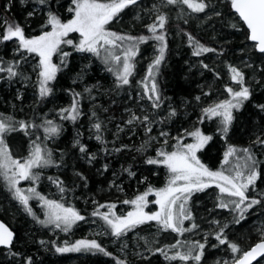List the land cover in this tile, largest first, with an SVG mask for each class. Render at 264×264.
I'll list each match as a JSON object with an SVG mask.
<instances>
[{
	"label": "trees",
	"instance_id": "trees-1",
	"mask_svg": "<svg viewBox=\"0 0 264 264\" xmlns=\"http://www.w3.org/2000/svg\"><path fill=\"white\" fill-rule=\"evenodd\" d=\"M8 1L0 0V16L18 23L29 37L39 35L45 22L43 12L39 10L27 18L28 8L20 7L16 0H12L8 10H5ZM67 2L68 0H49L46 7L65 21ZM205 3L208 7L205 12L199 13L196 19L167 17L168 22L165 25L167 47L164 60L155 76L162 97L160 107L153 108L155 120L159 121L168 135L178 134L181 129L188 128L189 124L198 121L199 109L224 89L228 66H239L241 62H248L251 66L244 67L241 71L245 74L247 86L252 92L250 100L245 102L240 111L234 112L235 119L226 137L222 138L219 124L214 119L200 123L203 132L212 139L198 156L205 166L214 170L218 168L223 150L228 144L238 148L252 147L257 160L261 162L260 169H264V148L252 145L256 135L264 134V112L256 107L258 104H264V55L255 52L252 44L246 39L247 31L230 9L229 2L205 0ZM217 12L219 15H215ZM208 13L209 17L205 18ZM145 21L137 18L129 24L109 28L133 37L150 35L144 26ZM186 33L215 51L199 57L193 56ZM62 48L72 54L67 57L66 66L61 65L59 54L53 56V63L61 67L55 80L49 84L51 93L41 98L39 90L28 86H25L19 95H14L12 90L0 88V116L37 125L50 119L60 126V135L48 145L59 167L40 170L41 179L37 183V191L40 194L49 199L60 196L66 207H73L81 215L87 214L86 211L90 210L89 203L92 199L97 200V206L115 204L116 213L120 206L125 205L122 203L124 200L133 199L146 188H160L166 177L164 167L145 162L149 157L155 158V150L165 148L161 143L159 129H155L156 122L150 125L151 132H146V128L143 129L139 121L137 123L140 124H136L135 130L132 129L133 123H127L132 115L140 117L139 105L135 100L142 87L138 79L141 78L142 70L154 60L147 59L149 50H153L154 55L158 54L157 42L149 40L139 45L130 83L122 87L116 86V80L110 72L89 53L76 52L69 46ZM9 51V42L0 44V60L7 63ZM204 64L208 65L207 69L203 67ZM17 71L20 73L19 78L32 81L28 69L21 67ZM16 82L17 78L11 81L12 84ZM76 93L80 94L79 117L75 122L61 119L60 110L72 104ZM197 96L200 97L199 101L196 99ZM173 110L176 115L170 116ZM97 122L102 126L100 134L103 143L95 139L97 133L93 124ZM115 126H119L118 129L121 130L114 129ZM28 133L31 136L44 135L42 128L29 129ZM21 135L28 136L25 133ZM77 139L80 144L86 146L87 153H81L78 146H73ZM87 155H94L95 158L89 161ZM49 177L62 181L66 191L60 193ZM257 191L256 196L260 198L259 194L264 193V174L257 180L255 190L249 191L247 195L253 197ZM3 192L4 189L0 186V219L14 231L12 252L19 255L11 256L8 249H0V264H23L27 258H31L32 264H116L117 260H123L125 264H169L159 253L153 254L156 248L163 247L159 242L166 234L158 232L154 222L141 225L119 239L110 234L89 235V239L96 240L110 253L109 256L99 252H84L81 256L55 253L50 245L53 236L49 237L35 220L29 221L22 213V207L16 201L9 200ZM216 192V188L211 187L191 196L188 207L194 213L193 219L215 206ZM148 200L147 211H156L157 206L151 203L154 201L153 196H149ZM257 206L258 212L264 215V203ZM105 210L107 209L100 208L102 212ZM262 219L264 221V216ZM247 220L246 217L240 223H235L229 217L223 219L221 225V227L227 225L224 228L225 236L237 243L242 250H247L259 241L245 226ZM85 228L82 222H78L68 235L73 240L80 238L87 234ZM214 231L205 242L206 251L201 264H213L211 259L216 257L221 248L224 252L230 251L226 245H218L213 235L219 230ZM62 236L58 238L56 244L69 238L65 237L66 234ZM41 241L44 243L41 244ZM136 250L138 256L133 254ZM263 260L264 258L260 259L259 264L263 263ZM176 262L173 261L171 264Z\"/></svg>",
	"mask_w": 264,
	"mask_h": 264
},
{
	"label": "snow or ice",
	"instance_id": "snow-or-ice-1",
	"mask_svg": "<svg viewBox=\"0 0 264 264\" xmlns=\"http://www.w3.org/2000/svg\"><path fill=\"white\" fill-rule=\"evenodd\" d=\"M228 2L231 10L247 28L246 39L252 42L255 52L264 55V0H228ZM20 3L25 4L27 0H20ZM34 3L44 7L48 5L49 0H34ZM138 3L139 0H71L67 9L71 13V18L64 21L59 15L48 11L39 35L27 36L24 28L18 23L6 22L4 25H0L3 27V31L0 32V44L13 42L16 45L15 55L21 56L22 59H27V56L23 55L25 53L28 56L39 57L35 67L38 69L39 95L44 98L51 93L52 89L49 84L55 80L61 67L53 63V56L59 54L61 65L66 66L67 57L72 54L64 51L62 46L66 45L76 52L91 53L100 58L105 64L106 70L115 76L116 86L122 87L130 83L139 45L145 44L149 40L156 41L158 55L149 65L147 76L139 83L144 88L143 95L151 101L152 107L159 108L162 97L155 82V76L159 65L164 60L167 47L165 42L167 16L159 14L152 24L146 26L150 35L138 37L121 35L108 30L106 27L121 12ZM163 3L165 6L173 7L182 5L192 13H203L208 7L205 0H163ZM32 15H34V10L28 12L29 17ZM215 15H219V13L217 12ZM73 33L78 34V41L71 38ZM185 35L189 47L192 48L193 56L199 57L215 51V49L199 43L192 35L187 33ZM19 64L20 60L7 63L0 60V73H6L8 79L11 80L20 75L17 71ZM203 67L207 69L208 65L204 64ZM228 72L231 83L238 85V88L226 86L224 90L227 92L228 98L204 107L201 110L202 117L200 120L202 123L204 119L218 118L222 138L227 136L235 119L234 110L240 111L252 95L247 86L245 74L241 70L229 65ZM149 81L151 82L150 87ZM85 90L90 91V89ZM204 95H208V93H204ZM79 96V93L74 94L71 106L60 110L61 119L73 122L77 120L80 115ZM196 99L199 101L200 97L197 96ZM256 107L264 112V104H258ZM169 115L175 116V110ZM135 121H140V117L133 115L127 123L132 124ZM143 122L150 123L147 116L143 118ZM101 127L99 122L93 124L97 133L95 139L103 143L100 134ZM33 128H42L43 137L37 135L34 140H31L26 157H14L6 143V136L14 132H23L28 135V130ZM151 131L152 128L148 126L146 132ZM60 132V126L50 119H46L41 125H37L31 122L16 121L12 117L0 116V179L6 185L11 198L38 224L69 232L77 222L85 220L83 215L73 207H66L59 201L45 198L34 186L20 187L23 181L36 185L41 179V173L37 170L53 166L59 167L53 159V152L44 142L55 139L60 135ZM160 135L168 137V133L164 131ZM188 137L192 139V142L185 143ZM173 139L176 140L172 146L174 150L166 151L161 148L156 151L155 158L149 157L145 161L149 165L162 166L167 170L168 180L164 187L158 189L149 187L134 199L124 200L123 204L132 206V211H128L126 215H116L114 212L115 204L99 205L92 212V216L103 221L106 234L119 239L133 229L149 222L155 223L158 232H171L178 236L192 232L198 225L192 223L187 227L185 226V221L193 219L192 212L187 206L188 202L194 193L203 192L211 187L219 190L217 207L233 213L235 223H240L241 220L245 219V214L250 209L264 203V193L259 194L260 198H251L247 195L249 191L255 190L257 180L264 174V169H260L261 162L257 160L252 147L238 148L230 145L224 152L222 170L213 171L205 166L197 156V152L212 139L211 136L203 134L199 128H196L192 131L185 130L184 133L173 137ZM167 143L168 141L165 139L164 144ZM252 145L264 148V134L256 135ZM73 146H78L81 153H87L86 146L80 144L79 139L75 141ZM86 158L91 161L95 157L94 155H87ZM225 165H229V167L225 169ZM48 179L55 184L60 193L66 191L63 182L58 178L49 177ZM149 196L155 197L151 203L157 206L156 211H145L149 204ZM224 197L230 199L225 200ZM30 200L40 202V207L44 210V219H39L33 212L29 204ZM102 207L106 208L107 211L100 212ZM212 223L218 224L219 222L212 221ZM225 227L227 225L221 227L213 235L218 245H226L232 254L231 261L224 260L222 264H253L254 261L259 264V258H264V232H262L259 242L247 250H241L237 243L227 239L224 233ZM207 239L208 237L205 236V241ZM13 240V231L0 222V248L8 249L11 256H18L19 253L12 252ZM43 243L44 241H41V244ZM218 245H213V247ZM55 251L57 253L99 252L105 256L110 255L96 240L87 239L77 240L71 246H56ZM205 251V243L182 242L177 239L175 243L156 248L153 254L159 253L169 264L173 261H180L182 264H189V262L201 264ZM23 264H32L31 258H27ZM116 264H125V261L117 260ZM216 264H221V262L217 261Z\"/></svg>",
	"mask_w": 264,
	"mask_h": 264
},
{
	"label": "rangeland",
	"instance_id": "rangeland-1",
	"mask_svg": "<svg viewBox=\"0 0 264 264\" xmlns=\"http://www.w3.org/2000/svg\"><path fill=\"white\" fill-rule=\"evenodd\" d=\"M16 1H17L18 5H20V7H23V8L27 7L28 8V12L34 10V13H35V12L41 10L43 12L42 14L44 15L45 20H46V17H47V12L51 11L46 6L41 7L38 4H35L34 0H27V3H25V4H21L20 0H16ZM221 1H222V3L223 2L224 3H228V0H221ZM11 2H12V0H11ZM11 2H10V0L8 1L5 9L8 10V7H9ZM70 4H71V0H68L66 10L70 6ZM229 7H230V3H229ZM230 9H231V7H230ZM28 12H27V16H26L27 18L29 17L28 16ZM159 14H165L168 18L170 17L172 19H179L181 17H188V18L196 19V18H198L197 15L199 13H192L186 7H184L182 5H177L175 7H173V6H165L164 3H163V0H139V3L137 5L125 9L123 12H121L118 15V17H116L112 22H110V24L107 25L106 27L108 28V30H110L112 32H116L114 29L109 28V27L110 26L117 27V26H120V25L122 26V25L127 24V23L129 24L131 21L136 20L137 18L139 20H146L144 26H147V25L153 23L155 21L156 16L159 15ZM145 16H146V19H144ZM8 17H10V16H8ZM208 17H209V13H208V15H205V18H208ZM69 18H71V13H69L67 11L66 20L69 19ZM6 22L7 23H15L12 19L5 18L4 16H2V17L0 16V25H4ZM46 30H49V29H46ZM2 31H3V27H0V32H2ZM116 33H118V32H116ZM118 34H120V33H118ZM121 35H123V34H121ZM71 38H73L76 41L79 40L78 34H75V33L71 34ZM9 43H10V51H9V54L7 55L9 61L20 60V64H19L18 68L24 67V68L28 69L29 70L28 75H29V78H30V75L32 76L31 79H30L32 81L30 82L29 80H23L22 78H19L18 76L15 77V78H12L10 80V79H8L6 73H0V88L1 89L12 90L13 91L12 93L14 95L15 94L19 95L22 92V90H23V88L25 86H28L31 89L39 90L38 69L35 67L37 65V63H38L39 57H36L35 55L28 56L25 53L23 55L27 56V59L26 60L22 59L21 56L15 55L14 49H15L16 45L13 42H9ZM89 54L91 56H93L91 53H89ZM156 55H158V54H156ZM156 55H154L153 50H149V52L147 54V59H150V58L154 59ZM93 57H95L101 63L103 68L106 69L105 64L103 63V61L100 58H97L96 56H93ZM234 67L238 68L239 70H242V68H244V67H249V64H248V62H241V65L234 66ZM18 68H17V70H18ZM148 68H149V66H147V68H144L142 70V72L140 73L141 78H139L138 80H140V81L144 80V78L147 76ZM110 74L115 79V76L112 73H110ZM16 78H17L16 84H12L11 81L15 80ZM13 85H14V87H13ZM224 85H225L224 89H225L226 86H231L233 88H238V85H234V84L231 83L230 78H229L228 69L226 70V81L224 82ZM150 86H151V82L149 81V87ZM224 89L222 91H220L217 95H215L212 99H210L207 103H205L202 108L199 109V112H198L199 113V118L197 119L198 121H195L194 124H189L188 128L181 129L178 134L174 133L172 135L169 134L168 137H163V136L161 137V140H162L161 143L165 147L164 150H166V151L174 150L172 146L176 143V140L173 139V137L181 135L182 133H184L185 130L192 131V130H194L196 128H199L201 130V132L203 134H205L203 132V130L201 129V126H200V123H201L200 120H201V117H202V111L201 110L204 107H207V106H209V105H211V104H213L215 102H219L221 100L227 99L228 98V94H227V92H225ZM143 92H144V88L142 86L140 92L136 94V99H135L136 103L139 105V109H140L139 110V113H140V121L139 122L142 124V128L145 129L148 126H150L151 124H154L156 122L155 129L156 130L159 129L160 133L162 131L166 132L165 129L162 128V125L159 123V121L155 120L156 119L155 116H154L155 111L153 110L152 103L147 97H145L143 95ZM67 106H68L67 108H69L71 106V103L68 104ZM234 112H235V110H234ZM145 116L148 117L150 123L143 122V118ZM206 120H208V119H204V121H206ZM214 120L216 122H218L217 124H219L218 118H216ZM136 124L139 125L137 123V121L133 122V124H132V129L133 130L136 129L135 128ZM107 125H108V123H106V127H107ZM118 127L119 126H115L114 129H118ZM120 130L121 129H118V131H120ZM20 133L24 134L23 132H18V133L14 132V133L9 134L5 138L6 139V143L10 147V151H11L12 155L14 157H16V158L26 157L28 155L29 144H30L31 140H34L36 138V136H33V135L32 136L28 135V136L23 137ZM143 133L146 134V132H143ZM165 139H167V141H168L167 144H164V140ZM50 142H52V140L46 141L44 143L48 147ZM190 142H192V139L190 137H188L185 140V143H190ZM229 146H230V144H228L227 148ZM232 146H234V145H232ZM227 148H225L223 150V156H224V152L226 151ZM156 151L157 150H155V154H156ZM200 151L197 152V156L199 155L198 153ZM223 156L220 159V163H219L218 168L214 169L213 171L222 170L221 169V164H222V161H223ZM198 158H199V156H198ZM233 159H235V158H233ZM228 167H229V165H225L224 166L225 169H227ZM46 169H48V168H46ZM37 171H40V170H37ZM164 171L166 173V177H165V181H164V183H163V185L161 187H164L165 184L167 183V180H168V173H167V170L165 168H164ZM0 186L4 189L3 193L8 196L9 200L15 201V200H13L11 198V194L8 192L7 187L4 184L2 179H0ZM30 186H34L37 189V184L36 185H31L30 182H28V181H23V182H21V185H20V187H23V188H27V187H30ZM147 189L148 188H146L143 191V193ZM216 191L217 192L215 193V200H216L215 206L208 208L205 211V214H203L202 216H199L196 219H192L191 221H185V226L186 227L189 226L192 223H195V224L198 225V227L194 231L186 232L183 236H178L177 234L171 233V232H164L166 234H164L163 239L159 243L162 246L169 245V244L172 243V241H176L177 239L181 240L182 242L187 241V242H202V243H205L206 242L205 241V236L209 237V235H210V233L212 231L220 230L223 219H228L229 217H231V219L234 220V214L233 213H231L229 210H225V209H221V208L217 207V205L219 203V201L217 199V197L219 195V190L216 189ZM256 193H258V191L255 192V194H253L255 196H253L251 198H257ZM136 196H134L133 199ZM45 198H47V197H45ZM47 199H49V198H47ZM224 199L227 200V199H230V198L224 197ZM51 200H56V201L61 202L60 196H58L56 199H51ZM153 200H155L154 196H153ZM29 204H30V207H32L33 212L36 214V216L39 219H44V210L40 207V202L37 201V200H30ZM89 206H90V210H87L86 211L87 214L83 215L85 217V220L79 221V222H82L83 225L86 226L85 230H86L87 234L82 236V237H80V238H77L75 240H73L71 237H69V235H68L69 233L68 232H63V231H61L59 229H55L52 226L44 227V226L36 223L41 229H45V231H46V233H47V235L49 237L53 236L52 237V242L50 243L51 247H53L52 249L55 250L56 246H59V247L71 246L77 240H81V239L91 240V239H89L90 238L89 235H92V236L96 235V234L99 235V236L106 235V230H105V228L103 226L104 225L103 221L100 220L98 217L92 216V212L98 207L97 206V200L96 199H92L90 201V203H89ZM147 208L148 207L145 208L146 212H148ZM106 211L107 210H105L103 212H106ZM128 211H132V206L131 205L128 206V205L125 204L123 206H120L119 209L116 210L115 214L116 215H126V213ZM190 211L192 212V216H193V214H194L193 211L191 209H190ZM258 211H259L258 210V206H255L253 209H250L249 212L245 214V218L247 217V219H248L246 221L245 226L252 232L251 235L254 236L255 239H259V241H260L261 234H262V232H264V221L262 219L264 215H262ZM100 212H102V211H100ZM22 213L24 214V216L29 221H33L32 217L28 216L27 213H25L24 211ZM212 221H218L219 223L215 224V223H212ZM65 234H66L65 237H69V238L65 240L64 239L65 237H64L63 238L64 240H61V241H59L56 244L55 242L58 240V238L60 236H62V235L64 236ZM54 252L57 253L56 251H54ZM81 253H84V252H67V253H63V254H75V255H78V256L80 255L81 256ZM133 254L135 256H138L137 250ZM213 257H215V255ZM231 257H232V254H231L230 251L224 252L223 248H221L220 252L217 253L216 257L211 259V262L213 264H216L217 261H220L221 264H222V262L224 260H228L230 262L231 261ZM176 264H182V262L177 261ZM189 264H193V262H189ZM261 264H264V260H263V263H261Z\"/></svg>",
	"mask_w": 264,
	"mask_h": 264
},
{
	"label": "water",
	"instance_id": "water-1",
	"mask_svg": "<svg viewBox=\"0 0 264 264\" xmlns=\"http://www.w3.org/2000/svg\"><path fill=\"white\" fill-rule=\"evenodd\" d=\"M232 12H233V11H232ZM233 13H234V12H233ZM234 14H235V13H234ZM235 15H236V14H235ZM236 16H237V15H236ZM237 17H238V16H237ZM238 19H239V17H238ZM241 23L243 24L242 21H241ZM244 27H245V29H246V31H247L246 26H244ZM249 42H250V41H249ZM250 43L252 44V42H250ZM0 222L4 223L1 219H0ZM4 224H5L6 226H8L6 223H4ZM8 227H9V226H8ZM9 229L12 231V229H11L10 227H9ZM13 233H14V231H13ZM14 240H15V233H14ZM14 240H13V243H14ZM257 242H259V241H257ZM257 242H256V243H257ZM256 243H254L253 245H255ZM253 245H252V246H253ZM249 248H250V247H249ZM249 248H248V249H249ZM0 249H3V248H0ZM260 259H262V258H259V260H260ZM256 262H257V261H254L253 264L256 263Z\"/></svg>",
	"mask_w": 264,
	"mask_h": 264
}]
</instances>
